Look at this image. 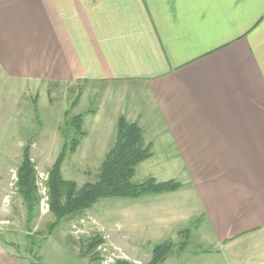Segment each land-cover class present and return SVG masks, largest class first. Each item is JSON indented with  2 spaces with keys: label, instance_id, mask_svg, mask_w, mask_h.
Returning a JSON list of instances; mask_svg holds the SVG:
<instances>
[{
  "label": "crops",
  "instance_id": "obj_1",
  "mask_svg": "<svg viewBox=\"0 0 264 264\" xmlns=\"http://www.w3.org/2000/svg\"><path fill=\"white\" fill-rule=\"evenodd\" d=\"M0 72L104 85L94 120L113 103L143 138L159 121L207 252L264 264V0H0ZM0 264L29 263L0 242Z\"/></svg>",
  "mask_w": 264,
  "mask_h": 264
},
{
  "label": "rangeland",
  "instance_id": "obj_2",
  "mask_svg": "<svg viewBox=\"0 0 264 264\" xmlns=\"http://www.w3.org/2000/svg\"><path fill=\"white\" fill-rule=\"evenodd\" d=\"M131 85L127 100L131 99L130 92L134 88ZM105 90L108 88L104 85L84 81L24 83L8 79L0 72L1 239L10 244L7 246L11 251L31 264H115L118 259L130 264H144L150 259L154 244L164 240L178 243L185 236L184 249L178 252L176 246L163 264H223L216 254L207 252L210 241L203 237L199 217L191 215L195 204L187 201L185 205L180 190L163 194L170 199L165 198L158 206L140 200L145 195L135 199H102L92 208L62 221L47 234V227L54 218L48 210L45 181L64 142L59 127L66 117L83 115L82 129L87 135L74 153L66 155L61 172L64 178L74 180L78 186L95 180L103 156L115 136L113 113L116 105L111 103L110 111L99 114L95 120L92 116L101 107ZM112 90L115 91L113 100L118 102L121 99L118 93L121 94L124 87L114 85ZM142 101L146 106L145 99ZM144 104L141 102V106ZM155 122L153 119L145 122L148 129L143 141L152 142L153 155L136 167L132 177L135 183L148 177L157 181L180 180L181 169L167 160L166 139L161 133L160 122L156 125ZM26 143L30 144L40 197L38 212L29 224L15 187L16 170ZM137 200L147 207L146 210H140L135 204ZM158 215L159 219L156 218ZM184 229L187 232L182 236L180 231ZM93 235L103 238L95 250L98 255L95 261L81 255L86 239Z\"/></svg>",
  "mask_w": 264,
  "mask_h": 264
},
{
  "label": "trees",
  "instance_id": "obj_3",
  "mask_svg": "<svg viewBox=\"0 0 264 264\" xmlns=\"http://www.w3.org/2000/svg\"><path fill=\"white\" fill-rule=\"evenodd\" d=\"M82 123L83 115L74 114L66 117L59 127L64 142L47 171L45 181L48 210L54 218L47 227V234H50L62 221L92 208L102 199L159 195L180 188V183L173 179L158 182L153 177H148L140 183L132 181L136 167L151 157V144L144 143L141 127L136 122L127 120L123 115L117 118L114 141L100 163L95 180L78 186L74 180L64 178L61 172L62 163L68 153L75 152L86 133L82 129ZM36 179L35 165L30 158V144L26 143L22 147L21 160L17 166L15 187L25 207L27 224L38 212L40 197L37 193ZM185 232H187L185 229L180 231L182 236ZM0 242L10 246L1 237ZM102 242L103 238L99 235L87 238L81 255L95 261L98 259L95 250ZM185 245V236L178 243L171 240L158 242L153 245L150 259L144 264H163L176 246L177 251L181 252ZM29 251L32 249L30 248ZM115 264L130 263L118 259Z\"/></svg>",
  "mask_w": 264,
  "mask_h": 264
}]
</instances>
